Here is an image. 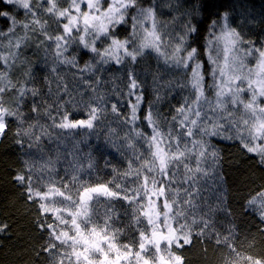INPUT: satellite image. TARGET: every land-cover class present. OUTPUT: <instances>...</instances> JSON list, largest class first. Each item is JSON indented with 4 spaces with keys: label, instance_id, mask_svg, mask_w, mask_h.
Returning a JSON list of instances; mask_svg holds the SVG:
<instances>
[{
    "label": "snow or ice",
    "instance_id": "6c2138e0",
    "mask_svg": "<svg viewBox=\"0 0 264 264\" xmlns=\"http://www.w3.org/2000/svg\"><path fill=\"white\" fill-rule=\"evenodd\" d=\"M4 2L23 9L24 19L0 10V18L11 21L7 31H0V140L14 122V144L30 157L12 180L37 209V231L46 234L36 259L41 264H186L181 253L195 237L214 239L226 249L224 264H264V255H242L235 246V226L224 228L216 219L219 211L228 214L225 197L213 204L203 195L209 179H221L222 157L214 138L237 141L264 166V41L257 46L246 40L235 21L230 23L229 12L213 11V0H168L166 6L178 13L170 21L159 18L157 0H63L64 7L61 0ZM205 22L207 35L200 45ZM33 42L54 57L50 71L56 88L49 86L47 99L39 88L28 86L34 84L31 68L22 83L13 80L22 50ZM152 53L157 68L152 99H147L136 65ZM61 65L72 70V83L58 73ZM105 65H123L124 79L105 80ZM168 71H179L182 79L165 80ZM45 81L52 83L48 77ZM109 85L110 93L104 90ZM178 90L187 95L165 113L161 104H170ZM28 95L33 97V123L21 111ZM113 97L118 99L109 105ZM109 112L112 122L128 129L122 140L132 155L125 171L113 168L110 179L93 182L90 155L85 167L68 153L73 159L63 176L52 158L43 163L31 159L32 149L43 151L45 138L63 143L77 129L94 130ZM40 119L50 123L40 124ZM118 134L109 127V136ZM101 200L106 206L102 220ZM116 201L131 210L128 227L135 225L138 237L130 243L118 242L123 229L114 227ZM246 205L257 210L264 224V187ZM9 228L0 221V233Z\"/></svg>",
    "mask_w": 264,
    "mask_h": 264
},
{
    "label": "trees",
    "instance_id": "16d2710c",
    "mask_svg": "<svg viewBox=\"0 0 264 264\" xmlns=\"http://www.w3.org/2000/svg\"><path fill=\"white\" fill-rule=\"evenodd\" d=\"M157 2L160 4L158 15L161 20L170 21L173 15H178L177 12L166 6L168 0H157ZM213 2L216 5L213 11L229 12L230 23L234 20L233 26L241 31L244 38L257 41V46H260L259 42L264 41V0H213ZM60 6H66L63 4V0H61ZM0 10L9 11L18 20L24 19L23 9L16 5H7L4 0H0ZM45 18L47 19V17ZM10 23V20L0 18V31H7ZM49 23L50 31H54L55 24L51 20ZM179 23L178 21L176 31H179ZM17 34H21L19 29H17ZM206 35L207 22L201 28V35L198 37L200 45L204 44ZM3 43L6 44L7 40L5 39ZM22 51L21 60L25 63L21 64V60L16 62L18 67L13 73V80L22 83L26 79L24 72L31 68L34 84L28 86L39 88L41 94L47 99L49 86L53 90L56 88L55 74L50 71L54 66V57L50 52L45 53L44 48H37L35 42ZM89 58L90 54L84 57L85 60ZM82 63L83 60H81ZM156 68L157 61L154 53L145 56L136 65L140 79L144 81L147 99H152L154 87L152 73ZM71 72L72 70L66 65H61L58 68V73L63 75L69 83H72ZM125 72L126 68L123 65H105L102 76L105 80H111L113 76L123 80ZM46 77L52 81L51 85L46 83ZM163 78L165 80L182 79L179 71L165 72ZM117 83L120 81L118 80ZM104 90L110 93L111 86H107ZM173 95L175 98H169L170 104L165 102L160 106L165 113H168L174 106H178L181 97L187 95V91L180 92L178 90ZM35 99L39 102L40 98ZM77 99L79 100V97ZM116 99L118 98H111L109 105L115 103ZM32 102L33 97L25 96L21 106V111L31 117L28 123H33L36 119V114L29 111ZM119 107L122 113L128 111L123 103ZM84 118L86 115L74 117V119ZM114 119L109 112L107 119L97 124L94 130L77 129L73 136H69L63 143L45 138L41 145L43 151L32 149L31 159L43 163L52 158L56 161L55 166L59 174L63 176L73 159L72 155H67L68 153H75L79 163L85 167L89 163L90 155L93 164L92 181L110 179L113 168L121 172L126 170L128 160L132 155V149L128 148L122 140L128 129L112 122ZM39 123L48 124L50 121L40 119ZM25 127H27V123ZM109 127L117 128L119 134L109 136ZM15 128L16 124L13 122L7 136L0 140V221L10 225L8 232L0 233V264H41V261L36 259L35 252L44 242L43 237L46 234L37 231L33 222L35 216L38 215L37 209L25 201L21 195L23 190L16 186L12 180L15 173L23 166V161L30 158L25 156L14 144ZM213 143L220 149L222 157L219 169L221 179L219 182L209 179L203 195L213 204L217 202L218 196L225 197L224 206L228 209V214L219 211L216 213V219L220 224H223L224 228L235 226V246L242 255H264V232L260 231L261 228H264V224H261L257 210L248 208L246 205L250 195L264 187V166L258 164L254 155L243 151L237 141L222 140L217 137L213 139ZM139 147L140 145L137 144V148ZM82 178L89 179L84 174H82ZM97 207L102 220L106 211L104 201L101 200ZM112 211L116 219L114 227L123 229V234L120 235L118 242L121 244L130 243L132 239L138 237V232L133 230L135 225L132 228L128 227L132 216L127 203L113 202ZM217 227L219 228V224ZM226 252V249L215 244L214 239L201 241L194 237L193 244L184 248L181 254L184 255L186 264H224Z\"/></svg>",
    "mask_w": 264,
    "mask_h": 264
},
{
    "label": "rangeland",
    "instance_id": "374dc122",
    "mask_svg": "<svg viewBox=\"0 0 264 264\" xmlns=\"http://www.w3.org/2000/svg\"><path fill=\"white\" fill-rule=\"evenodd\" d=\"M98 46H99V44H98Z\"/></svg>",
    "mask_w": 264,
    "mask_h": 264
}]
</instances>
